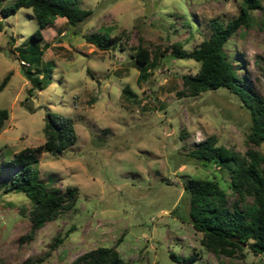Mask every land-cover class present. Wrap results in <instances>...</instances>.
Wrapping results in <instances>:
<instances>
[{
    "label": "rangeland",
    "instance_id": "374dc122",
    "mask_svg": "<svg viewBox=\"0 0 264 264\" xmlns=\"http://www.w3.org/2000/svg\"><path fill=\"white\" fill-rule=\"evenodd\" d=\"M13 1L0 0V8ZM73 1L91 14L75 24L57 16L45 27L40 62L24 53L37 25L32 8L20 6L6 16L0 11V82L10 73L0 89V108L8 110L0 128V162L44 142L46 111L70 117L75 142L61 153L44 150L33 167L45 184L79 189L71 209L33 239L20 241L30 220L19 209L31 200L23 191H3L12 171L5 169L0 264H72L82 252L120 237L117 248L126 264H264V252L254 253L247 243L232 256L205 248L202 232L191 224L184 188L189 176L216 180L230 204L237 194L227 169L197 160L189 150L213 134L218 144L245 152L250 117L225 86L179 96L182 74L194 73L199 61L172 50L175 42L187 50L197 45L209 35L210 22L236 16L242 0ZM261 3L249 10V25L239 27L225 49L238 73L264 96ZM96 31L106 36V48L85 39ZM139 43L157 58L144 78L133 56ZM27 62L45 74V87H33L24 73Z\"/></svg>",
    "mask_w": 264,
    "mask_h": 264
},
{
    "label": "trees",
    "instance_id": "16d2710c",
    "mask_svg": "<svg viewBox=\"0 0 264 264\" xmlns=\"http://www.w3.org/2000/svg\"><path fill=\"white\" fill-rule=\"evenodd\" d=\"M20 6L31 7L37 21L30 34V43L24 51L26 55L34 54L36 62H40L42 53L39 41L43 38V29L57 16H64L69 23L75 24L91 14V9L78 6L73 0H14L2 6L0 11L6 16ZM261 6V0H242L236 16L225 23L212 20L209 35L191 49L182 48L178 42L172 45L177 57H191L199 61L194 73L182 74L181 86L176 90L179 96L197 95L208 89L225 86L238 96L249 113L246 139L250 145L245 152L240 153L218 144L213 134L195 142V146L189 150L193 158L227 169L231 186L237 194L232 204L228 201L226 190L214 179L189 176L184 182V188L189 193L191 224L202 232L201 244L217 254L227 256L242 249L243 241L254 253L264 252V148H261L264 144V96L238 73L225 49L229 37L242 25H249V10ZM84 37L100 48L107 46L106 36L97 31ZM133 56L139 68V77H146L151 67L156 65V56L141 43ZM27 63L24 73L33 87H45L48 82L44 78L45 74L40 76ZM9 75L7 73L0 82V89ZM123 91L130 94L126 88ZM7 114L6 108H0V128ZM45 119L44 142L25 146L13 152L9 159L0 162V174L5 169H12L3 179V191H23L31 200L30 206L23 205L19 209L30 220L29 230L19 236L20 241L33 239L39 228L71 209L78 198L77 186L66 185L61 188L45 184L37 177L33 164L44 150L61 153L77 138L70 117L46 111ZM248 196L251 202L245 201ZM120 239L112 245L101 244L82 252L73 259L72 264H126L117 248ZM59 240L60 237H56L55 242ZM237 264L261 263L251 260Z\"/></svg>",
    "mask_w": 264,
    "mask_h": 264
},
{
    "label": "built area",
    "instance_id": "2783aa9c",
    "mask_svg": "<svg viewBox=\"0 0 264 264\" xmlns=\"http://www.w3.org/2000/svg\"><path fill=\"white\" fill-rule=\"evenodd\" d=\"M22 62H24V61L22 60ZM158 70H159V71H163L162 68H159ZM165 70L167 71V68H164V71H165Z\"/></svg>",
    "mask_w": 264,
    "mask_h": 264
},
{
    "label": "water",
    "instance_id": "95a60500",
    "mask_svg": "<svg viewBox=\"0 0 264 264\" xmlns=\"http://www.w3.org/2000/svg\"><path fill=\"white\" fill-rule=\"evenodd\" d=\"M243 244H245V242L243 241Z\"/></svg>",
    "mask_w": 264,
    "mask_h": 264
}]
</instances>
